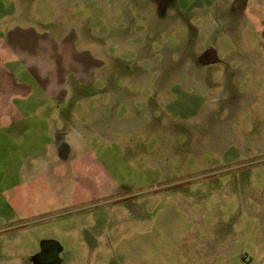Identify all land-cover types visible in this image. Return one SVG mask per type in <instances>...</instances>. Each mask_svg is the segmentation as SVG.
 <instances>
[{
	"label": "rangeland",
	"instance_id": "obj_1",
	"mask_svg": "<svg viewBox=\"0 0 264 264\" xmlns=\"http://www.w3.org/2000/svg\"><path fill=\"white\" fill-rule=\"evenodd\" d=\"M188 1L0 0V50L14 46L10 36L34 34L94 61L89 81L72 75L67 83L81 85L79 155L92 166L71 163L75 173L43 174L44 184L21 178L16 166L0 170V264H35L44 248L42 263L57 256L61 264H264V149L225 152L218 122L170 101L180 90L170 94L181 82L183 42L195 65L205 46L196 25L188 37L181 31V18L199 14L180 9ZM219 1L210 13L228 17L246 0L226 10L230 0ZM257 41L251 81L261 86L259 102L243 105L235 126L247 141L264 131ZM183 92L197 102L192 89ZM75 97L57 100L56 109L65 113Z\"/></svg>",
	"mask_w": 264,
	"mask_h": 264
},
{
	"label": "crops",
	"instance_id": "obj_2",
	"mask_svg": "<svg viewBox=\"0 0 264 264\" xmlns=\"http://www.w3.org/2000/svg\"><path fill=\"white\" fill-rule=\"evenodd\" d=\"M237 1L230 0L220 9L232 8ZM217 4L222 2L189 0L179 6L183 12L193 9L198 11L194 19L181 18V31H185L188 37V26L196 25L198 42L205 46L200 51L196 47L191 48L197 51L195 65L194 53L189 52V41L183 40L186 53L183 48L182 78L180 84L171 85L170 94H173L176 86L180 90H174L175 96L170 101L179 103L182 110H187L190 103L196 105L195 111L204 119L218 122L214 135L219 143L223 140L225 152L231 148L246 152L252 144L264 149V131L251 141L243 139L242 136L246 137L247 133L235 131V126H238L237 114L242 106L259 102L256 92L261 86L251 81L256 62L252 46L254 39H259L257 43L263 58L264 2L246 0L243 4L237 3L240 7L228 17L210 13L209 9L217 8ZM206 9L209 10L207 14L212 16H200ZM169 31L171 28L166 27L165 32ZM7 39L14 46L0 50V170L9 172L12 166L24 172L27 169L21 178L26 174L28 180L39 184L43 183L39 180L43 174L54 177L67 171L75 173V164L72 167L71 163L80 161L82 167H91L92 163L85 156L79 155L85 122L79 124L78 131L75 106L79 91L77 88L80 89L81 85L67 83L72 75L76 81H89L91 64L94 62L92 57L85 54L84 59L89 57L87 62L74 58L65 47H53L47 41L37 39L34 34H16ZM210 41L216 44L211 45L208 43ZM209 46L213 51L212 57L208 60L199 59ZM189 89L194 91L196 103L188 96H183V91ZM74 94L75 102H70L68 111L61 113L56 109L57 100L73 99ZM48 132L50 148L44 153L47 142L42 141V136ZM25 152L26 156H23ZM51 169H57L59 174L51 173ZM12 184H19V181Z\"/></svg>",
	"mask_w": 264,
	"mask_h": 264
},
{
	"label": "flooded vegetation",
	"instance_id": "obj_3",
	"mask_svg": "<svg viewBox=\"0 0 264 264\" xmlns=\"http://www.w3.org/2000/svg\"><path fill=\"white\" fill-rule=\"evenodd\" d=\"M160 4H164V3H166V2H168L169 0H157ZM212 54H213V51H212V48H211V46H209V47H207V49L203 52V54H201L200 56H199V59H205V60H208V59H210L211 58V56H212ZM49 249L50 248H44L39 254H37V256H36V258L35 257H33V259L35 258V259H39V257L42 255V256H44L45 257V255H46V253L47 252H49ZM50 252H52V251H50ZM40 255V256H39ZM51 259V258H50ZM58 260V258H57V256H55V257H53L51 260H49V261H47V262H45L44 264H52L53 262H55V261H57ZM38 261V260H37ZM42 263V262H41Z\"/></svg>",
	"mask_w": 264,
	"mask_h": 264
},
{
	"label": "water",
	"instance_id": "obj_4",
	"mask_svg": "<svg viewBox=\"0 0 264 264\" xmlns=\"http://www.w3.org/2000/svg\"><path fill=\"white\" fill-rule=\"evenodd\" d=\"M33 260H34L35 264H44V263H41L40 261H37L35 258ZM52 264H61V261H60V259H58L57 261L53 262Z\"/></svg>",
	"mask_w": 264,
	"mask_h": 264
}]
</instances>
